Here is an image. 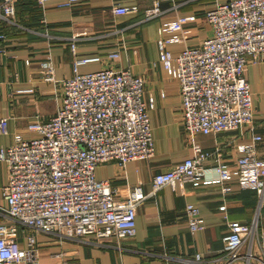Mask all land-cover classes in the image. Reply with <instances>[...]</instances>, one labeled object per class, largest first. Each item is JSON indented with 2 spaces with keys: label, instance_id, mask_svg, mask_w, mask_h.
Returning <instances> with one entry per match:
<instances>
[{
  "label": "built area",
  "instance_id": "built-area-1",
  "mask_svg": "<svg viewBox=\"0 0 264 264\" xmlns=\"http://www.w3.org/2000/svg\"><path fill=\"white\" fill-rule=\"evenodd\" d=\"M0 0V18L18 24L17 3ZM47 0H38L44 6ZM80 0H66L61 6H73ZM138 10L113 0L114 14ZM146 19L162 13L161 0H153L145 10ZM209 34L197 45H188L177 57L170 42L183 41L185 25L197 15L179 14L162 24L168 38L160 37V62L179 82L183 124L191 136L241 129L254 119L252 92L246 70L249 63L264 60V0H224L206 11ZM6 33L0 31V40ZM74 50L75 44L72 45ZM5 49L0 47V52ZM117 52L108 54L115 58ZM100 56L75 61L74 76L58 79L50 57L40 63L41 78L62 87V104L47 118L30 121L38 135H15L13 143L0 146V165L8 164L4 186L6 214L14 222L34 232L27 235V246L18 247L10 235L12 227L0 222V264H40L37 233L62 239L99 243L104 237H126L137 232L138 206L147 198L133 188L121 196L107 178H98L99 165L113 161L122 173L130 160L152 159L155 141L149 108L153 101L143 100L145 79L128 68L105 66L81 73L78 65ZM0 130L7 132L8 120L0 117ZM238 145L235 163L222 158L216 149L193 144L195 155L156 173L152 193L169 185L184 189L187 181L216 183L229 192L236 183L257 190L258 201L249 223L233 221L223 237L219 254L207 258L201 253L181 258L187 264H264V229L259 219L264 206V158L257 154L256 142ZM216 160L215 175L206 161ZM225 209L226 205H221ZM186 213L191 230L204 227L200 208L188 203ZM90 236L92 238H90Z\"/></svg>",
  "mask_w": 264,
  "mask_h": 264
},
{
  "label": "crops",
  "instance_id": "crops-1",
  "mask_svg": "<svg viewBox=\"0 0 264 264\" xmlns=\"http://www.w3.org/2000/svg\"><path fill=\"white\" fill-rule=\"evenodd\" d=\"M66 0H21L17 3L18 24H8L0 18V117L8 120V130H0V146L14 142L15 135L29 139L38 134L29 128L37 118H47L62 104V87L41 78L40 63L50 57L58 79L74 76L75 61L83 57L100 56L78 65L87 73L105 66L128 68L145 79L143 100H152L150 123L155 141L152 159L128 161L122 173L113 161L96 169L98 178L109 179L121 196L139 188L147 198L138 206L137 232L126 237H104L99 243L62 239L53 234L37 233L40 264H187L181 258L201 253L207 258L219 254L223 237L233 221L249 223L255 214L256 189L234 183L223 192L216 183L187 181L184 189L167 185L152 193L156 173L164 172L185 158L195 155L193 144L204 149L222 152V158L235 163L240 155L238 145L252 143L257 154L264 158V60L249 63L246 75L251 86L253 122L241 129L217 133L189 135L183 122V107L178 80L160 62L158 39L171 33L162 31V24L179 14H196L197 19L185 25V39L170 42L169 48L177 57L188 45L199 44L208 34L206 11L224 0H161L162 13L146 19L144 10L153 0H119L138 10L114 14L113 0H80L73 6H61ZM75 44L73 50L72 45ZM117 52L115 58L108 54ZM214 157L206 161L208 172L215 175ZM8 181V164L0 165V222L12 227L10 235L20 248L27 246V235L34 232L14 222L6 214L4 186ZM199 206L204 227L192 231L186 206ZM221 205H226L221 209ZM259 227L264 229V206ZM90 238H92L90 236Z\"/></svg>",
  "mask_w": 264,
  "mask_h": 264
}]
</instances>
